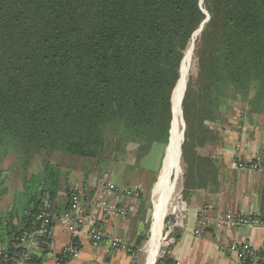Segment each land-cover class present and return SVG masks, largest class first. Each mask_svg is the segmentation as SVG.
<instances>
[{"label": "trees", "instance_id": "trees-1", "mask_svg": "<svg viewBox=\"0 0 264 264\" xmlns=\"http://www.w3.org/2000/svg\"><path fill=\"white\" fill-rule=\"evenodd\" d=\"M203 11L196 72L181 102L185 198L218 189L216 162L194 152L207 137L213 142L205 122H222L219 109L231 98L264 113V0H0V203L9 170L20 174L25 200L0 209V248L9 257H20L16 240L34 227L44 200L53 212L67 209L72 192L65 185L58 197L53 156L98 162L135 148L146 158L153 145L167 146L172 93ZM142 208L146 229L150 208ZM49 243L39 239L27 264H43ZM155 264L174 263L165 254Z\"/></svg>", "mask_w": 264, "mask_h": 264}, {"label": "crops", "instance_id": "crops-1", "mask_svg": "<svg viewBox=\"0 0 264 264\" xmlns=\"http://www.w3.org/2000/svg\"><path fill=\"white\" fill-rule=\"evenodd\" d=\"M240 114H246V118L239 124L231 116L224 121L223 137L220 139L222 148L213 158L218 169V192L206 194L208 203H184V212L176 223V239L165 252L174 264H238V250L243 244L264 253V226L248 228L228 224L221 228L210 227L199 238L193 234L196 216L204 207L214 217L231 214L264 220V113L253 114L242 108ZM160 155L159 145H153L143 164L142 174L147 181H152V173L158 169ZM239 165L246 167L241 169ZM251 165L259 168L252 170ZM67 186L74 188V184L68 181ZM63 188L58 194L61 199L64 198ZM13 190L11 188L0 203L1 210L16 206L19 195L17 189ZM97 192L96 203H86L87 211L95 204L122 210L125 217L101 211L96 213L98 225L107 237H118L130 248L135 235L141 231V222L136 220V217L140 219L139 204L120 193L108 192L106 186L97 189ZM59 210L54 212L50 243L43 264H53L69 242V234L61 224L63 212ZM78 246V259L68 264H133L131 253L121 250L106 252L102 247L94 248L85 237H79Z\"/></svg>", "mask_w": 264, "mask_h": 264}, {"label": "rangeland", "instance_id": "rangeland-1", "mask_svg": "<svg viewBox=\"0 0 264 264\" xmlns=\"http://www.w3.org/2000/svg\"><path fill=\"white\" fill-rule=\"evenodd\" d=\"M198 38V35H195L191 38L193 41L192 47V54H191V62L189 68L188 79L190 75H195V61L193 56V51L195 48V41ZM191 42V41H190ZM186 52V51H185ZM188 81V80H187ZM184 92V91H183ZM183 96V95H182ZM182 102V98H181ZM181 102H180V116H181ZM247 109L243 103L239 100H227L225 105L221 106L219 109V113L222 116V122H205V126L208 130L214 133L213 142L211 138L207 137L208 140L199 148L196 149V155L199 157H210L212 160L215 157V154L222 148V143L220 139L223 137L224 125L223 120H227L229 116L231 119L236 118L237 123L239 124L241 121H245L246 114H240V109ZM241 115V116H240ZM174 117V116H173ZM173 123V120H172ZM173 126L171 129L172 137H173ZM178 131L182 132L183 123H182V116L181 122L177 127ZM185 132V127H184ZM171 137V140H172ZM184 141V135H183ZM181 143L183 144L182 140ZM158 146V145H157ZM161 148V159L158 165V169L152 173V181H147L145 176L142 174L143 172V164L146 158H141L135 150V148H131L119 154L115 159H108V161H94V160H85L80 158H70V157H60V156H53L49 163L54 165L60 171V180L62 182V186L67 185V181L74 184L75 190H81L85 192V203H96L95 198L97 195V189L104 188L109 183H115V185L119 186L120 188L126 184V179L128 177L136 176L135 179L132 178L130 182L126 185H130V187H123L120 190V195H124V197H130V199H134V203L139 204L141 207L142 203H147L148 207L150 208L149 216L147 214L144 215L146 218L148 216L149 220L146 222L148 223V227L144 229L143 223V214L145 210L142 208L140 210V219L136 217V220H140L141 222V231L137 235H135L133 239V243L129 248L131 251V256L133 257V264H147V242L150 237V226L152 222V214H153V206H152V194L153 189L155 187V183L158 180L160 175V170L162 169L163 157H165V153H167L168 148L160 145ZM169 147V146H168ZM191 157V155H190ZM37 161V160H36ZM215 161V160H214ZM36 165H33L30 172L33 174L40 173L41 167L38 163L35 162ZM158 164V161H157ZM157 166V165H156ZM187 165L184 164L182 160V152H181V144L179 146L178 151V160L177 163L170 169L167 178V185L164 191L158 195L156 198V203L158 204V211L161 215V225H160V238L158 241L157 250L153 259L150 261L149 264H155L158 259L165 255L166 249L168 246L172 244L174 237L176 236L177 227L176 223L181 219V215L183 214V209L185 207L184 203H189L192 201H196L198 203H208L206 194H214L210 193L211 190L209 187L204 190H197L191 192L185 198L183 196V183H184V175L186 173ZM149 168V167H148ZM9 175V179L12 181V189H17V193L19 195L16 204V208L20 209L24 206L25 200L22 197L23 187L20 174L14 171H7ZM40 175V174H38ZM105 175L104 177H101ZM38 176L35 178L37 179ZM106 178V180L104 179ZM104 179V181H103ZM129 180V179H128ZM64 182V183H63ZM109 182V183H108ZM219 187V185H218ZM73 186H69L67 190L71 193L73 192ZM63 196H65L66 189L63 188ZM13 190V191H14ZM218 192V189L215 193ZM118 193V194H119ZM130 200V201H131ZM56 203V202H55ZM207 209L204 207L201 209V212ZM209 212V210H208ZM206 213V216L209 217L211 214ZM148 213V212H147ZM138 216V215H137ZM125 217V216H124ZM142 217V220H141ZM146 220V219H145ZM135 222V219L133 220ZM132 222V223H133ZM134 224V223H133ZM172 228V229H171ZM144 239L141 243H137L138 238L143 237ZM137 243V244H136Z\"/></svg>", "mask_w": 264, "mask_h": 264}, {"label": "built area", "instance_id": "built-area-1", "mask_svg": "<svg viewBox=\"0 0 264 264\" xmlns=\"http://www.w3.org/2000/svg\"><path fill=\"white\" fill-rule=\"evenodd\" d=\"M246 166L239 165V168ZM252 170L258 169L256 165H251ZM76 188V187H75ZM70 195L67 209L61 216V224L69 234V242L60 252V257H56L53 264H68L72 260L78 259L80 249L78 246L79 237H85L92 247L104 248L106 252L117 250L131 253L130 249L118 237H107L101 227L96 213L105 212L107 214H119L124 216L122 210L115 207L107 208L103 205L95 204L87 211L86 204L83 203V193L81 190H75ZM108 192L119 193L120 189L113 183L106 187ZM99 203V202H97ZM54 208L47 200L41 205V210L35 217V224L32 229L24 232L15 243V247L21 250L19 258L12 259L5 250L0 248V264H27L30 255L39 249V239L50 238L52 230V220ZM208 209L200 211L195 220L193 234L195 237H201L210 227L221 228L225 225L237 227H257L264 226V220L258 217H241L226 214L222 216H206ZM209 213V212H208ZM172 229V228H171ZM238 264H264V253L254 251L247 244L239 247Z\"/></svg>", "mask_w": 264, "mask_h": 264}, {"label": "bare ground", "instance_id": "bare-ground-1", "mask_svg": "<svg viewBox=\"0 0 264 264\" xmlns=\"http://www.w3.org/2000/svg\"><path fill=\"white\" fill-rule=\"evenodd\" d=\"M192 47H193V41L191 40L184 54V59L181 64V75L176 84L172 96V108H173L172 110L174 112L173 123H172V126L174 127L173 137L172 140H170L168 151L164 157L165 159H163V164H162L163 167L160 170V175L158 177L157 184L153 189V194H152L153 214H152V222L150 226V237L147 242V248H146L147 258H148L147 264H149L154 257L155 252L157 250L158 241L160 238L161 215L160 212L158 211V204L156 203L157 201L156 198H158L157 196L164 191L167 185V178L170 169L174 167V165L177 163L178 160V151L182 140V132L178 131L177 129L178 125L181 122L179 106L188 79Z\"/></svg>", "mask_w": 264, "mask_h": 264}, {"label": "water", "instance_id": "water-1", "mask_svg": "<svg viewBox=\"0 0 264 264\" xmlns=\"http://www.w3.org/2000/svg\"><path fill=\"white\" fill-rule=\"evenodd\" d=\"M202 4V1L200 2V5ZM205 14H206V12L205 11H203ZM208 21V16H207V14H206V20L201 24V26L199 27V29L193 34V36L192 37H194L195 35H199L200 34V32H201V30H202V28H203V25H204V23H206ZM188 80V79H187ZM187 84V83H186ZM185 88H186V86H185ZM185 88H184V92H185ZM174 91V90H173ZM173 94V93H172ZM183 97H184V93H183ZM183 99V98H182ZM171 100H172V97H171ZM181 114H182V110H181ZM182 123H183V129H182V142H183V135H184V127H185V125H184V121H183V118H182ZM171 125H172V122H171ZM170 133H171V130H170ZM170 140H171V134H170V136H169V141H168V144H167V147H166V150H167V148H168V146L170 145ZM165 155H166V153H165ZM164 158V157H163ZM165 159V158H164ZM163 164V163H162ZM163 166V165H162ZM157 184V182L155 183V185Z\"/></svg>", "mask_w": 264, "mask_h": 264}]
</instances>
